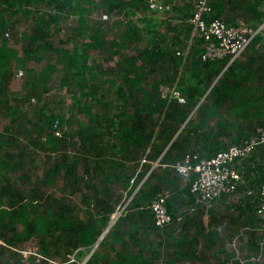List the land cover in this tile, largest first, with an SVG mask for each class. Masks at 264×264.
<instances>
[{
	"label": "trees",
	"instance_id": "obj_1",
	"mask_svg": "<svg viewBox=\"0 0 264 264\" xmlns=\"http://www.w3.org/2000/svg\"><path fill=\"white\" fill-rule=\"evenodd\" d=\"M161 1L171 4L172 14L151 9L149 0H0V115L9 120L0 131V256L7 251L0 264H83L92 251L84 264H172L173 257L179 261L192 256L183 249L187 238L174 237L177 227L187 232L194 221L192 244L205 236V219L200 217L214 212L217 201L210 209L197 203L191 192L196 174L183 176L175 164L187 154L213 157L264 126V31L244 58L230 64L204 60L200 37L187 55H178L192 36L188 19L195 2ZM209 1L213 12L207 21L264 23V0ZM38 5L49 10L36 15ZM72 12L78 23L71 35H62L61 18ZM95 12L110 18L93 16ZM20 14L31 22L21 36L22 54L4 37ZM129 48L132 54L126 53ZM111 59L115 77L104 68V60ZM30 60L43 63L41 69L29 68ZM19 69L24 70V87L13 93L10 85ZM54 83L66 88L72 106L60 114L43 103L34 105L33 119L23 115L25 104L42 99ZM79 113L87 120L78 119ZM76 120L80 127L73 131ZM56 127L61 134L55 133ZM27 129L29 141L48 158L41 176L15 162L16 145H30L22 136L27 138ZM142 158L148 160L142 165L159 161L156 167L166 169H153L134 192L132 177L140 183L150 169L148 165L138 171ZM235 164L242 179L233 193L222 196L247 197H235L226 210L250 211L262 226L257 210L264 183V143ZM76 192L83 194L82 203L72 202ZM121 192L131 200L97 245L113 221ZM160 194L174 217L164 226L157 225L151 208ZM29 241L37 244L39 254L26 257L23 249Z\"/></svg>",
	"mask_w": 264,
	"mask_h": 264
},
{
	"label": "built area",
	"instance_id": "obj_2",
	"mask_svg": "<svg viewBox=\"0 0 264 264\" xmlns=\"http://www.w3.org/2000/svg\"><path fill=\"white\" fill-rule=\"evenodd\" d=\"M149 7L159 13H164V15L172 12L171 4L164 3L161 0H149ZM212 12L213 8L209 0H195V9L188 19V22L192 25V36L185 49L177 51L178 55H187L193 40L200 37L204 40L202 55L204 60H228L230 64L241 57L251 45L253 39L264 31V23L258 26L244 21L229 24L224 18H214L207 21V15ZM100 16L102 19L110 18L106 13H101ZM4 37H11L10 29L5 31ZM23 73L24 70L19 69L18 75L21 76ZM163 91L164 93L167 92L166 89H163ZM172 92L181 101L184 100L180 93L175 91V88ZM56 128L55 133L61 134L60 129ZM261 143H264V126L259 127L256 135L239 144L230 145L226 150L218 152L213 157L199 158L197 154H187L175 164V168L183 176H189L191 173L196 174V178L191 184V192L196 195L197 203L205 209H210L223 194H231L236 190L242 176L236 169L235 163L250 156ZM147 161L146 158L143 159V162ZM157 165H159V161L153 163V166ZM136 178L137 176L134 175L131 179V186L136 185L134 192L142 184L141 182L137 183ZM247 193L252 194L253 191L248 190ZM130 200L131 197L125 206L118 205L116 212L113 214L114 221L125 211ZM151 208L157 225L164 226L173 221L174 217L169 213L166 205V196L158 195L152 201ZM257 212L264 219V183L260 190V202ZM177 220L182 221L183 216L178 215ZM261 230L260 243L261 247L264 248V223Z\"/></svg>",
	"mask_w": 264,
	"mask_h": 264
},
{
	"label": "crops",
	"instance_id": "obj_3",
	"mask_svg": "<svg viewBox=\"0 0 264 264\" xmlns=\"http://www.w3.org/2000/svg\"><path fill=\"white\" fill-rule=\"evenodd\" d=\"M194 2L195 0H193V3ZM184 3L185 1H180V4L183 5ZM100 14L101 13L95 14V16H100ZM177 20L178 19H175L174 21L178 22ZM241 57L244 58L245 54ZM252 134L250 136H252ZM224 137L225 136H223V138ZM143 159L144 158L141 160L138 159L139 167L137 168L139 169V172H144L145 167L149 165H142ZM153 169L158 172L162 169H166V167H156L152 164L150 169L145 173V176L141 179V183L145 182ZM235 197L247 196L241 193H239V196H221V198L217 200L216 210H214V212L205 213V218L204 215L200 217L205 219V231L204 229L202 230L205 236H200L199 242H194V244H192L193 236L197 231V225L194 223V221H192L190 225L186 227L187 232L185 231V228L183 231L181 230L182 228L179 227L175 229L173 235L177 240L181 238H187V246L183 249H189L192 251V256L179 261L176 257H173L170 260V263L264 264V248L261 247L260 243L262 236V226L256 221L254 218L255 216L252 215L250 211H245V213L241 214V211L238 209L232 208V210L229 212L226 210V207L229 206L228 203L231 201H237ZM196 215L197 217L200 216L199 214ZM187 233L188 235H186ZM133 248L136 247L130 246V249ZM176 250H179V248H176ZM159 262L160 264H166L164 260H159Z\"/></svg>",
	"mask_w": 264,
	"mask_h": 264
},
{
	"label": "rangeland",
	"instance_id": "obj_4",
	"mask_svg": "<svg viewBox=\"0 0 264 264\" xmlns=\"http://www.w3.org/2000/svg\"><path fill=\"white\" fill-rule=\"evenodd\" d=\"M39 6L40 5H38L39 9H38V11H36V15L37 14L40 15L44 11L49 10L48 8H46L43 5H41L40 7ZM156 13H154L155 16H153V17L158 16V14H156ZM95 14H98V13L95 12L93 14V16H95ZM77 18L78 17L74 12H72V15H68V14L63 15L61 18V25H60V28L62 29V31L60 32V34L63 35L66 33V34L71 35L72 28L75 27L76 24L78 23ZM94 18L95 17H93V19ZM135 19H137V17ZM13 21H14L13 22L14 25H12V27L10 28L12 30L11 31V37L8 38L6 41L12 47H14L17 51H19V54H22L23 42H22L21 36H22V33H25V32H27V30L30 29V27H31L30 23L31 22L27 21V19H25L21 14H20L19 20H17V18L15 17V19L13 18ZM60 34L56 35V37L54 39L56 46L60 44V42H59L61 39ZM63 37H65V36H63ZM109 38H112V34L109 35ZM69 46L72 47L73 43L70 42ZM133 52L134 51L131 48L126 49L127 54H132ZM93 56H98V53L93 52ZM46 60H49V56L44 61L46 62ZM30 61H27V62H29L27 65L29 68L35 67L36 69H41L43 63L33 62V64H32V60H30ZM104 64H105L104 68L106 67V70L108 72L107 74L112 76V77H115V73H112L113 67L115 65V60H112V59L110 61L104 60ZM23 75L19 76L17 74L15 76V78L13 79V81L10 85L11 92H13V93L22 92L23 87H24V79H25ZM54 84H56V85H54L53 88L50 89L49 92H46L43 95L42 99H40V100L35 99V101H31V103L25 104V106L22 108V111H23L22 114L27 115L29 118L33 119L35 117L34 105H38V104L42 105L43 103H48V106L53 109L52 111H56L57 113H60V114H63L65 112L66 108L71 107L72 106V98L70 97V94L68 93L66 88L65 87L60 88L58 83H54ZM20 104H21V102H20ZM77 118L80 119L82 122L87 120L86 116L83 115L82 113H79L77 115ZM8 121L9 120L6 117L0 115V131H3L5 129ZM79 127H80V123L77 120L72 123L73 131L77 130ZM66 128H70L69 125H67ZM25 131H27V132H24V133L29 134L28 129ZM34 132H32L33 140L37 136V133L36 132L34 133ZM22 136H23V139L25 141H27V143H29L30 145L27 147L22 143H19V145H16L17 146V148H15L16 156L14 157L15 162L21 163V164L25 163L26 166H24L22 168H26V167L29 168L31 175H35V176L43 175L44 169L47 166L46 160H48V158L45 156V153L43 151L39 150V148L36 147V145H34V142L29 141L30 140V134L27 135V138L24 135H22ZM72 137L74 139H79V137L76 136V134H74V136H72ZM40 146H41V144H40ZM22 148L23 149L27 148V149H25L26 153H25V150L24 151L22 150ZM28 148H31V149H28ZM34 149L36 151L34 153H28L27 152V151H32ZM32 160H33V162H32ZM14 176H15V173H14ZM121 193H122V195H121L122 198H121L119 204H121V206H123V205L125 206L127 201L129 200V198H128L129 196L125 195L124 192H121ZM71 199L74 200V201H72L73 203H77V204L82 203L81 200L83 199V194L80 192H76L71 196ZM23 252L26 255V257L27 256L29 257L30 255H34V254L36 255V253L39 254L38 249H37V244L33 241L32 242L29 241V244L27 245L26 248L23 249ZM0 257H1L2 261L6 260L7 259V251L2 252ZM57 259H59V258H57Z\"/></svg>",
	"mask_w": 264,
	"mask_h": 264
},
{
	"label": "water",
	"instance_id": "obj_5",
	"mask_svg": "<svg viewBox=\"0 0 264 264\" xmlns=\"http://www.w3.org/2000/svg\"><path fill=\"white\" fill-rule=\"evenodd\" d=\"M114 220L113 221H111V223L109 224V226H108V228L106 229V231L104 232V234L100 237V239H99V241H98V243H97V245L99 244V242L103 239V237L105 236V234L109 231V229L112 227V225L114 224ZM93 252V251H92ZM92 252L90 253V255L92 254ZM89 255V256H90ZM89 256L85 259V261L89 258ZM85 261L83 262V264L85 263Z\"/></svg>",
	"mask_w": 264,
	"mask_h": 264
}]
</instances>
